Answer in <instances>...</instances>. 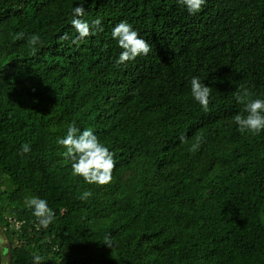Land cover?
Listing matches in <instances>:
<instances>
[{
    "label": "trees",
    "instance_id": "1",
    "mask_svg": "<svg viewBox=\"0 0 264 264\" xmlns=\"http://www.w3.org/2000/svg\"><path fill=\"white\" fill-rule=\"evenodd\" d=\"M78 5L103 31L79 38ZM121 21L147 56L117 64ZM238 88L264 99V0H0V264H264V131L238 130ZM73 124L114 153L110 183L72 174L57 140Z\"/></svg>",
    "mask_w": 264,
    "mask_h": 264
},
{
    "label": "clouds",
    "instance_id": "2",
    "mask_svg": "<svg viewBox=\"0 0 264 264\" xmlns=\"http://www.w3.org/2000/svg\"><path fill=\"white\" fill-rule=\"evenodd\" d=\"M206 0H178L182 6H185L189 14L198 13ZM74 16L72 25L77 31L79 38L83 39L89 35L95 34L96 31H103L101 20L94 19L89 23L83 20V5H78L73 10ZM112 38L115 39L119 47L123 50L117 64L127 61H133L137 57L147 56L152 48L147 40L134 30L133 26L127 21L119 22L111 30ZM24 33L15 34V39H24ZM66 37H62L64 39ZM28 45L35 54L36 46L41 43L40 36L33 34L28 37ZM191 95L194 100L207 111L209 106V97L211 87L203 83L199 77H192L190 80ZM236 101L243 105V111L236 114L233 120L238 125V130L243 133L259 134L264 131V99L251 98V93L247 89H236L233 93ZM196 142L192 144L189 151L195 152L199 147L200 137H195ZM57 143L65 148L63 156L66 160L71 161L72 174L82 176L89 184L106 185L112 180V172L115 167L114 153L107 146L100 142L96 134L90 128L81 131L74 124L69 125L65 137L59 138ZM31 151L28 144L21 146V154ZM92 196L90 191H84L80 195L81 200H87ZM26 206L31 210L32 215L36 217L43 228H47L55 218L54 211L48 206V202L40 197L26 198ZM3 241H0L2 244ZM104 244L113 248V242L110 237H106ZM34 264H42L43 257L40 255L33 256Z\"/></svg>",
    "mask_w": 264,
    "mask_h": 264
},
{
    "label": "rangeland",
    "instance_id": "3",
    "mask_svg": "<svg viewBox=\"0 0 264 264\" xmlns=\"http://www.w3.org/2000/svg\"><path fill=\"white\" fill-rule=\"evenodd\" d=\"M3 236L1 235V233H0V238H2Z\"/></svg>",
    "mask_w": 264,
    "mask_h": 264
}]
</instances>
